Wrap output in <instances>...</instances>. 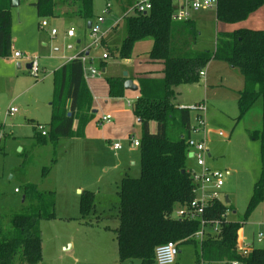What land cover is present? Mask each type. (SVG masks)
<instances>
[{
    "label": "rangeland",
    "instance_id": "374dc122",
    "mask_svg": "<svg viewBox=\"0 0 264 264\" xmlns=\"http://www.w3.org/2000/svg\"><path fill=\"white\" fill-rule=\"evenodd\" d=\"M108 2L112 5L110 12L105 7ZM95 5L96 10L105 16L104 40L114 52H109L108 64L104 67L106 72L94 64L101 72V78L105 79L124 73L117 51L127 36V17L134 16L135 12L125 15L131 8L130 4L126 10L119 9L116 0H95ZM178 5L179 0H174V7ZM64 15V12L56 10V16L40 18L36 7L29 3L18 5L12 11L14 49L38 57L40 73L38 77L31 74L26 66L27 59L0 57V130L4 132L0 139L2 224L10 227L14 215L34 213L39 200L26 197L27 186L33 185L41 192H55L56 201L55 217L40 219L43 253L42 260L37 264H142L139 259L120 261L116 231L120 224L118 192L121 180L127 175H141L139 149L129 146V135L138 138L142 132L136 128L131 133L122 132L113 136V142L118 141L123 146L122 150L115 151L111 148L112 142L107 141L109 138L104 137V127L108 130V123H98V119L107 113L112 115L114 125L119 124V114H123L122 118L125 117V123H128L133 117L129 113L128 99H133L137 92L128 93L123 105L104 102L98 114L93 112L82 135L77 133L45 143H40L36 137L38 130L34 128L35 124L41 123L49 128L51 121L52 70L63 55L72 54L68 47L70 43L63 38L64 28L69 24L80 27L75 18ZM192 15L197 22V49L213 50L217 32L223 31L228 23L217 19L215 8L195 11ZM248 18L242 22L244 27L249 28L251 21ZM115 19L120 24L112 28ZM43 20L49 26L43 27ZM53 28L58 31L56 36L51 34ZM87 40L89 44L92 42L90 33ZM150 45L149 41L134 45L136 64L138 55L147 56L144 51L149 50ZM92 49V54L96 56L110 50L105 44ZM18 62H21V68H18ZM205 71L208 82L202 76L198 82L183 85L182 97L178 98L181 101H178L183 107H192L200 102L206 104L209 123L207 145L213 156L209 159V165L227 174L223 193L230 196L233 205L227 214L228 219L241 223V231L246 238H251L253 233L257 237L259 230L264 231V199L246 220L244 218L255 184L264 176L261 144L251 137L253 132L263 127V101L259 98L250 111L239 118V91L245 86L240 70L233 69L228 62L213 60ZM11 107L18 109L13 115L8 114ZM89 127L93 137L86 136ZM117 131L120 132L119 129ZM221 131L224 137L219 136ZM119 163L121 166L117 167ZM189 164L192 167V160ZM84 190L96 194V209L86 219L82 218L80 212L81 193ZM212 229L209 228L207 232ZM256 244L264 247V240L260 242L256 238ZM179 247L177 264H196L198 244L186 242ZM14 264L25 262L17 259Z\"/></svg>",
    "mask_w": 264,
    "mask_h": 264
},
{
    "label": "trees",
    "instance_id": "16d2710c",
    "mask_svg": "<svg viewBox=\"0 0 264 264\" xmlns=\"http://www.w3.org/2000/svg\"><path fill=\"white\" fill-rule=\"evenodd\" d=\"M78 1L79 15L86 22L91 21L94 0ZM34 6L40 18L55 15V0H36ZM261 7H264V0H219L216 15L219 21L234 24L246 20ZM173 13L174 0H152L148 14L128 16L127 36L117 51L119 58H131L134 45L150 39L153 41L151 59L163 61L165 65L162 79L140 80L141 96L133 105L134 114L141 121V175H127L120 183V224L116 229L120 261L139 259L142 264H155L156 247L174 241L178 246L186 242L198 244L197 262L204 258L213 263L264 264V247L255 246L249 255L237 252L241 223L227 219L229 206L226 203L219 200L207 207L204 218L210 229L219 222V231L207 232L201 242L195 236L201 228L200 220L173 216L177 208L196 196L187 146L192 115L189 108L176 103L178 87L198 82L210 61L228 62L242 73L245 86L239 91V118L262 98L263 127L251 137L260 141L264 166V30L239 28L232 32L221 31L217 34L214 51L199 52L191 49L197 40L195 23L189 19L177 21L173 19ZM178 34L189 40L183 42L189 45V50L177 51ZM83 54L53 73L51 121L47 135L37 132L40 143L56 142L77 133L82 135L93 117L94 96L84 77ZM12 55V0H0V57ZM126 80V77H107L111 97L124 96ZM153 121L157 123L156 132L151 130ZM47 172L48 168L45 169ZM28 196L39 200L34 213L14 215L12 225L7 228H4L0 214V264H14L17 259L26 264H37L42 260L40 219L55 217V192H41L28 185ZM263 199L264 176L255 184L244 220ZM95 209V192L82 191V218L86 219Z\"/></svg>",
    "mask_w": 264,
    "mask_h": 264
},
{
    "label": "built area",
    "instance_id": "2783aa9c",
    "mask_svg": "<svg viewBox=\"0 0 264 264\" xmlns=\"http://www.w3.org/2000/svg\"><path fill=\"white\" fill-rule=\"evenodd\" d=\"M219 0H179V5L174 7L173 19L177 21H184L191 18L192 13L199 10L206 9H217ZM112 5L109 3L106 6V10L109 12ZM152 9V0H136L133 7H131L125 15H129L131 12L138 14H148ZM105 22V16L100 15L96 19L92 20V26L89 28V33L92 38V42L86 49L92 47H98L102 45V40L104 38L103 23ZM43 27H47L49 24L46 20L42 21ZM58 33L56 28L51 30V34L56 36ZM69 36H75L76 30L71 28L68 30ZM14 58L16 59H27L32 64L29 69L31 74L38 77L40 73V65L38 62V57H31L20 51L13 52ZM103 58H109V54L104 52ZM81 61L84 69V77L86 81L91 78H95L100 75L101 72L95 67L92 58L85 52L81 56ZM205 75V71L201 72V77ZM189 108L192 113L191 117V136L187 139V146L190 153V160L194 163L191 167L193 180L195 183V198L189 203L182 205L173 212V216L180 217L186 220H200L201 228L196 233V238L201 242L205 238L207 231L209 229L207 221L204 218L206 209L208 206L213 204L215 201H222L227 204L225 194L223 193V186L226 182V172L223 170L213 169L209 165V159L211 158V152L207 145V140L209 138V123L207 120V106L205 103L200 102ZM18 109L16 107H11L8 110V114L13 115ZM111 115L103 116V121H110ZM36 129L42 135H47L48 128L44 124H37ZM224 133L219 132L220 137H224ZM4 136L3 130H0V139ZM132 147H140L141 140L133 139ZM123 146L120 142H115L113 148L115 150L121 149ZM16 191H19L16 189ZM208 227V228H207ZM219 222H215L211 232H218ZM241 237V238H240ZM264 238V233L259 232L258 241H262ZM255 246L252 242L246 240L242 234L238 235L237 238V252L243 255H249ZM179 255V246L174 241H169L164 244H160L155 249V264H176ZM196 264H240L239 261H233L231 263L221 262L213 263L204 258L196 262Z\"/></svg>",
    "mask_w": 264,
    "mask_h": 264
},
{
    "label": "crops",
    "instance_id": "0c3cea01",
    "mask_svg": "<svg viewBox=\"0 0 264 264\" xmlns=\"http://www.w3.org/2000/svg\"><path fill=\"white\" fill-rule=\"evenodd\" d=\"M55 1H56V10L58 12L59 11L64 12V14H65L64 16L75 18V21L77 22V24H79L80 27H78L75 24L74 25L69 24L68 27L64 28L63 38H64L65 41L70 43L68 45V47L72 51V54H70L69 56L63 55V57L60 59L58 65H56V67L52 70V73H54L55 70L59 69L64 64L68 63L72 58H74L77 55H79L80 53H84V52L92 58V61H93V63L96 66L103 68L102 71L106 72V69H104V67L108 64L107 63L108 62L107 61L108 58L107 59L102 58L103 55L102 56L93 55L92 54V50H93L92 48H90L89 50L86 49L89 46V42L87 40V35L89 33V28H88V22H86V20L83 19L78 13L79 12V5H80L79 1L78 0H55ZM35 2H36V0H19V5H22L24 3H26V4L29 3V4L34 6ZM135 2H136V0H116V5L118 6L119 9L126 10L127 6H129L128 4H130V6L133 7ZM107 4H109V2L105 4V7L107 6ZM16 7L12 6V11ZM110 11H111V9H110ZM100 15H102V13H100V12H98L96 10L95 0H94V13H93L92 20L96 19L97 16H100ZM54 16H56V12H55ZM189 20H192L195 23V26L197 27V22H196V19L193 17V15L191 16V18ZM248 21H251V25H249L250 26L249 28L255 29V30H261V29L264 30V7L258 9L256 12H254L248 18ZM119 24H120L119 20L115 19V20H113L111 26H112V28H117L119 26ZM75 26H77V27H75ZM232 26H233V29H230V27H232ZM71 28H75V30H76V35L75 36H69L68 35V30H70ZM238 28H248V27H244L243 26V22L234 23V24H226L223 27V32H225V31L232 32V31H234V30H236ZM218 33H219V31L217 32V34ZM217 34H216V39H217ZM177 36L179 37L178 41H177V45H178L177 46V51L189 50L190 49L189 45H187V44L184 45L183 44V42L189 41V40L187 38H185L184 36H181L180 34H178ZM143 41H149L150 44H151L150 45V49L147 50V51H144V53H146L147 56L140 57V55H138V64H136L135 59L133 58V56L131 58H128V59L120 58L119 61H120L121 65H122V72H124V73L127 72V75L125 76L124 73L120 72V73H117L116 75L108 76V77H126L127 80L128 79H132L134 81V84L138 86L137 90L125 89V94H124L123 97H111L110 94H109V84H108V81H107V77L105 79L101 78V74H100V75L96 76L95 78H91L90 80L87 81V83H88V85H89V87H90V89L92 91V94L94 96V102H93V109L94 110H93V112L95 114L96 113L98 114L99 110L103 109V106L105 104L104 102L108 103L110 101L112 103H118L119 105H123L124 104L123 100L127 98L126 96H127L128 93L134 92V91L137 92V95L133 99H128V101H130V104L128 102V108L131 110V112H129V113H132V115H133V117L131 116V120L128 123H125V117L122 118L123 114H119V118H118L119 119V124L118 125L117 124L114 125L115 121H113V117L111 118L110 121H103L102 120L103 116L108 115V114L111 115L110 113L104 114L103 116L100 117V119H98V123L100 125H105V122L108 123V130H107L106 126L104 127V130L106 131L104 133V137H105V139L109 138V140H107V141H111L112 142L111 148L113 150H115L113 148V144L115 142H118V141L113 142V140H112L113 136H117V134L122 133V132L125 133V134L131 133L136 128H138L139 132L141 131V121L134 114V111H133L134 103L141 96L140 80L142 78L162 79L165 76V72H164L165 65H164V62L163 61H154L150 57V51H151V49L153 47V41L150 40V39L143 40ZM140 42H142V41H139L137 43H140ZM197 43H198V40H196V42L192 44L191 49H193L195 51H199V52L205 51V50H198L197 47H196ZM45 44L46 43H43V45H45ZM104 44L106 45V47H108L110 49V46L107 43V41L104 40ZM215 49H216V42H215L214 49L211 50V51H214ZM15 51H18V50L14 49V38H13V52H15ZM109 52L113 54V51H111V49L108 51V54H109ZM9 58H13L15 60H18L16 58H14V55H12ZM212 61H210V63ZM18 64H19V62H18ZM20 64H21V62H20ZM29 64H30V61H27L26 62V66H28ZM21 67H22V64H21ZM231 67L233 69H236L233 66H231ZM204 71H205V69H204ZM44 72H45V70H44ZM204 76H205L204 79H206V83H207L208 82L207 71H205V75ZM182 86L183 85L178 87V97H177V101H176V103L179 106H181V107H183L182 103H180L181 99H178V98L182 97V91H181V87ZM178 100H180V101H178ZM118 104H116V105H118ZM191 115H192V113H191ZM117 129H119L120 132L117 131ZM151 130H152V132H156L157 131V123L155 121H153L151 123ZM89 131H90V127L87 129V133H89V134L86 135V136L93 137V135ZM129 136H130L129 137V146L131 148H136V147H132L131 146L132 140L133 139L141 140V137L138 136V138H137V137H135L132 134H130ZM122 149H123V147L121 149H119V150H122ZM138 149H139V156H140V157H138V159L140 160V164H141L140 148L138 147ZM212 157L213 156H212V153H211V158ZM120 166H121V163H119L117 165V167H120ZM193 166H194V163H193L192 167ZM125 173L128 174L127 172H125ZM225 197H226V199L228 198L229 202H227V205L229 206V209L232 208L233 205H231L232 204V200H231L230 196L228 194H226ZM228 212H229V210L227 211V214H228ZM227 214H226V217L228 219ZM262 225H264V223H262ZM4 228H7V227L5 226ZM259 232H263L264 233L263 230H259ZM259 232H258V234H259ZM240 234H242V236L245 237V234H243V231H241V228L239 230L238 235H240ZM258 234H257V237H256V234L253 233L251 238H246V237L245 238H246V240L252 242L254 246H259L260 244H256V238H257V241H258ZM263 240H264V238H263ZM179 254H180V247H179ZM177 260H178V258H177ZM176 264H177V261H176Z\"/></svg>",
    "mask_w": 264,
    "mask_h": 264
},
{
    "label": "water",
    "instance_id": "95a60500",
    "mask_svg": "<svg viewBox=\"0 0 264 264\" xmlns=\"http://www.w3.org/2000/svg\"><path fill=\"white\" fill-rule=\"evenodd\" d=\"M19 5V0H12V6H18ZM92 26V21H89L88 22V28H91ZM18 67L20 68L21 67V64L19 62L18 64ZM32 67V64L30 63L27 68L30 69ZM125 76L127 75V72L124 73ZM125 89H130V90H137L138 89V86L134 84V81L132 79H128L126 80L125 82ZM226 202H229L228 201V198L226 199Z\"/></svg>",
    "mask_w": 264,
    "mask_h": 264
}]
</instances>
